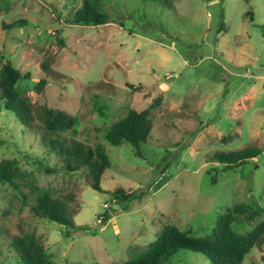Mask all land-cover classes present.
Returning <instances> with one entry per match:
<instances>
[{
    "label": "rangeland",
    "instance_id": "obj_1",
    "mask_svg": "<svg viewBox=\"0 0 264 264\" xmlns=\"http://www.w3.org/2000/svg\"><path fill=\"white\" fill-rule=\"evenodd\" d=\"M81 1L0 0V70L11 63L30 74L14 88L33 117L22 126L0 101V162H15L23 177L17 186L0 183V264H22L11 242L23 236L53 264H120L145 253L167 226L210 240L223 214L236 233L264 223V0H104L106 24H67ZM40 78L47 83L39 91ZM151 106L145 143L106 142L127 110ZM45 107L74 118L60 134L67 143L104 147L101 193L84 169L38 167L62 166L38 138ZM247 148L258 151L251 162L225 168L216 159ZM39 190L65 203L83 228L36 217ZM119 191L128 200H116ZM161 263L209 261L179 251ZM242 264H264V242Z\"/></svg>",
    "mask_w": 264,
    "mask_h": 264
},
{
    "label": "trees",
    "instance_id": "obj_2",
    "mask_svg": "<svg viewBox=\"0 0 264 264\" xmlns=\"http://www.w3.org/2000/svg\"><path fill=\"white\" fill-rule=\"evenodd\" d=\"M104 0H82L79 8L66 20L69 25L101 26L107 23V15L103 8ZM139 3L166 4L165 0H134ZM250 2L252 0H244ZM45 75L48 74V65L42 66ZM30 78L29 73H22L11 63H7L0 70V101L4 108L12 113L22 126L29 127L33 120L32 111L27 101L15 90V84L21 80ZM46 80L40 78L37 90H42L46 85ZM150 109L140 112L129 109L126 114L112 124L106 130L105 140L111 146H119L128 143L134 148L145 143L151 131V121L149 119ZM75 125L74 118L68 113L58 110L44 108L43 110V133L39 135V140L47 144L48 151L57 159L61 160V167H49L38 161V167L46 174H56L65 172L73 174L81 169L86 170L88 184L98 192H102L101 177L109 167V160L101 145L95 148L85 146L75 141H67L60 135L71 130ZM258 151L247 148L242 151L230 152L227 155H216L219 163L225 168L237 164H243L256 158ZM22 173L17 164L12 161L0 162V183H7L17 186L16 181L22 180ZM141 196V195H140ZM138 196L137 198H139ZM136 199L132 195L130 196ZM114 198L118 201H126L121 191ZM264 214V204L259 208ZM33 214L41 219L63 225L70 230H80L83 227L74 225L72 217L66 208L65 203L53 198L47 191L39 190L34 198L32 206ZM109 215H104L102 223L109 220ZM234 222L231 215L223 214L213 232L210 240L190 238L181 233L174 226H167L158 235L157 241L142 255L136 256L120 264H162V260L176 254L179 251L197 253L209 261V264H242L245 256L256 245L264 242V223L258 225L252 231L241 234L232 230L231 224ZM11 248L18 254L22 264H53L46 256L44 247L37 244L32 237L23 236L14 238ZM92 264V263H89Z\"/></svg>",
    "mask_w": 264,
    "mask_h": 264
}]
</instances>
